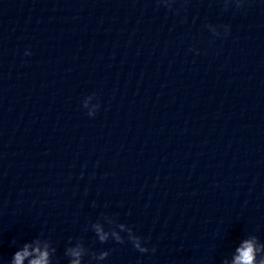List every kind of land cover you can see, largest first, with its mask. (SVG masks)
Instances as JSON below:
<instances>
[{"label":"clouds","instance_id":"9594fccd","mask_svg":"<svg viewBox=\"0 0 264 264\" xmlns=\"http://www.w3.org/2000/svg\"><path fill=\"white\" fill-rule=\"evenodd\" d=\"M156 2L172 10V5L177 0H156ZM233 2L237 8H241L246 0H223L225 10ZM83 107L87 108L85 104ZM98 108L99 104H96L93 109L88 110V115L94 116ZM89 230L94 233L95 241L102 245L113 241L121 245L130 243L142 254L156 251L155 247L149 249L147 246L150 238L138 235L133 227L119 222L117 216L102 215L95 222L90 223L84 231ZM111 252L112 249L96 250L88 246L83 237L75 239L70 237L61 256L57 254L58 249L52 239L41 232L32 239L24 241L12 254L7 264H64V262L66 264H103ZM225 264H227L226 261ZM232 264H264V242H261L254 234L243 237L234 249Z\"/></svg>","mask_w":264,"mask_h":264}]
</instances>
